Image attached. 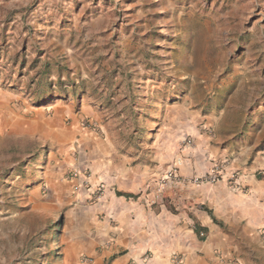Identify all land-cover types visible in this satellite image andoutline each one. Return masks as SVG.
<instances>
[{"label":"rangeland","instance_id":"obj_1","mask_svg":"<svg viewBox=\"0 0 264 264\" xmlns=\"http://www.w3.org/2000/svg\"><path fill=\"white\" fill-rule=\"evenodd\" d=\"M260 152L264 0H0V264H111L110 194L175 215ZM230 244L264 264V240Z\"/></svg>","mask_w":264,"mask_h":264},{"label":"crops","instance_id":"obj_2","mask_svg":"<svg viewBox=\"0 0 264 264\" xmlns=\"http://www.w3.org/2000/svg\"><path fill=\"white\" fill-rule=\"evenodd\" d=\"M111 151L108 148L101 152L109 155ZM249 160L238 169L237 189L230 191L223 184L200 187L189 184L184 187L186 200L181 203L174 192L176 198L171 204L180 206L175 215L166 210L157 215L146 207L130 205L124 197L110 194L105 230L111 245L103 253L116 256L111 264H175V256L182 258L183 264H227L236 250L230 244L232 239L260 243L264 240V156L254 157L247 166ZM109 166L114 175L120 171L113 164ZM127 175L134 188V178H140V174L130 168ZM193 177L191 163L175 174L183 183ZM129 188L122 190L131 194ZM198 227L202 229L199 232ZM105 230L97 223L89 243L100 246ZM201 233L205 236L201 237ZM224 243L227 252L222 248Z\"/></svg>","mask_w":264,"mask_h":264},{"label":"built area","instance_id":"obj_3","mask_svg":"<svg viewBox=\"0 0 264 264\" xmlns=\"http://www.w3.org/2000/svg\"><path fill=\"white\" fill-rule=\"evenodd\" d=\"M213 172V171H212ZM87 175H89L88 172L86 171H80V172H75L73 174V177L74 178H77L79 180H81V183H80V187H84V186H88L89 185V176L87 177ZM212 176V175H211ZM215 178V177H214ZM216 179V178H215ZM214 181V179H213ZM235 184V189L239 188V185L237 183H234ZM104 189H105V186L103 183H99L95 188H94V191L92 192L91 196V200L92 201H100V199L102 198V196L104 195ZM201 237H204V233H201L200 234ZM174 261H175V264H183V259L178 257V256H175L174 257Z\"/></svg>","mask_w":264,"mask_h":264},{"label":"trees","instance_id":"obj_4","mask_svg":"<svg viewBox=\"0 0 264 264\" xmlns=\"http://www.w3.org/2000/svg\"><path fill=\"white\" fill-rule=\"evenodd\" d=\"M122 196L130 197V195H122ZM197 230H198V232H199V231L202 230V229H201L200 227H198Z\"/></svg>","mask_w":264,"mask_h":264}]
</instances>
